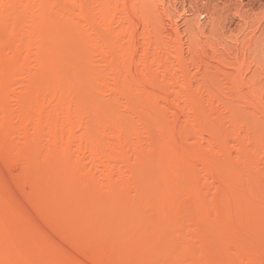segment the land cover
<instances>
[{"label":"rangeland","instance_id":"1","mask_svg":"<svg viewBox=\"0 0 264 264\" xmlns=\"http://www.w3.org/2000/svg\"><path fill=\"white\" fill-rule=\"evenodd\" d=\"M0 264H264V0H0Z\"/></svg>","mask_w":264,"mask_h":264}]
</instances>
